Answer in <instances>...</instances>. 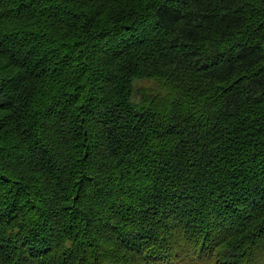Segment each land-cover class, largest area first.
Instances as JSON below:
<instances>
[{"label":"trees","instance_id":"16d2710c","mask_svg":"<svg viewBox=\"0 0 264 264\" xmlns=\"http://www.w3.org/2000/svg\"><path fill=\"white\" fill-rule=\"evenodd\" d=\"M0 264H264V0H0Z\"/></svg>","mask_w":264,"mask_h":264},{"label":"bare ground","instance_id":"6f19581e","mask_svg":"<svg viewBox=\"0 0 264 264\" xmlns=\"http://www.w3.org/2000/svg\"><path fill=\"white\" fill-rule=\"evenodd\" d=\"M82 10H83V9H82ZM80 13H81V12H80ZM85 13H87V12H85ZM82 14H83V13H82ZM88 14H89V13H88ZM67 15H68V14H67ZM80 17H81V16H80ZM80 17H79V18H80ZM83 17H84V16H83ZM88 17H89V16H88ZM78 20H79V19H78ZM64 21H65V20H64ZM64 21H63V22H64ZM68 21H69V20H68ZM82 22H83V20H82ZM80 23H81V22H80ZM90 23H91V22H90ZM78 25H80V24H78ZM81 25H82V24H81ZM104 37H105V36H104ZM109 37H110V36H109ZM103 39H104V38H103ZM94 42H95V41H94ZM107 45H108V44H107ZM91 47H92V46H91ZM96 47H97V46H96ZM96 47H95V48H96ZM103 47H104V46H103ZM98 96H99V95H98ZM94 99H95V98H94ZM97 101H98V100H97ZM95 102H96V101H95ZM127 125H128V124H127ZM159 162H160V161H159ZM160 163H161V162H160ZM156 165H157V164H156ZM148 166H149V165H148ZM151 166H152V165H151ZM149 167H150V166H149ZM147 168H148V167H147ZM150 168H151V167H150ZM152 168H153V167H152ZM160 170H161V169H160ZM154 173H155V172H154ZM160 174H161V173H160ZM149 176H150V175H149ZM161 176H162V175H161ZM149 178H150V177H149ZM160 178H161V177H160ZM158 179H159V177H158ZM178 216H179V215H178ZM180 216H181V215H180ZM182 217H184V216H182ZM182 217H181V219H182ZM176 218H177V217H176ZM176 218H175V219H176ZM177 221H178V220H177ZM181 222H182V221H181ZM179 225H180V223H179ZM53 246H54V245H53ZM56 246H57V248H58L59 244L56 245ZM58 249H59V248H58ZM61 249H62V248H61ZM37 250H38V248H37ZM62 250H63V249H62ZM48 252H49V251H48ZM48 252H47V254H48ZM36 253H37V252H36ZM47 254H46V255H47ZM106 254H107V253H106ZM42 255H43V254H42ZM44 255H45V254H44ZM74 255H76V254H74ZM74 255H73V256H74ZM38 256H39V255H38ZM38 256H37V257H38ZM89 256H90V255H89ZM86 257H87V256H86ZM108 257H109V256H108ZM69 258H70V257H69ZM75 258H76V257H75ZM42 259H45V258H42ZM66 259H67V258H66ZM73 259H74V258H73ZM107 259H108V258H107ZM48 260H49V259H48ZM67 260H69V259H67ZM98 260H99V259H98ZM42 261H43V260H42ZM75 261H76V260H75ZM89 261H90V260H89ZM47 263H48V262H47Z\"/></svg>","mask_w":264,"mask_h":264}]
</instances>
